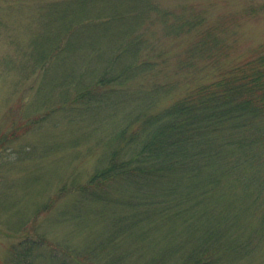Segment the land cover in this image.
<instances>
[{"label": "trees", "instance_id": "obj_1", "mask_svg": "<svg viewBox=\"0 0 264 264\" xmlns=\"http://www.w3.org/2000/svg\"><path fill=\"white\" fill-rule=\"evenodd\" d=\"M59 1H52L49 10ZM100 4L96 10L79 4L81 10L71 12L73 25L50 49H34L33 35L41 33H30L28 63L17 71L23 78H37L30 87L34 97L9 107L10 125L0 131V210L13 186L27 190L22 195L19 190L17 201L11 197L9 204L16 209L9 214L20 211V216L7 229L26 234L0 264H264V46L179 94L178 83L143 84L157 75L153 68L159 64L151 52H141L156 49L143 36L147 16L155 10L164 35L177 40L198 32L186 49L193 56L216 47L209 57L219 60L223 48L216 24L204 23L201 13L163 9L156 0H144L141 20L111 40L113 46L118 42L113 51L92 53L96 61L86 52L82 60L72 51L81 64L71 68L66 58L67 71L50 83L56 89L40 98L39 87L53 59L75 39L70 37L73 27L83 31L112 19L108 11L114 9ZM115 11L121 16L131 8ZM251 11L264 12V6ZM166 95L172 96L166 100ZM97 110L108 111L105 125L95 123L92 113ZM56 114L69 120L62 125L67 128L62 143L47 136ZM29 133L41 139L33 142ZM91 143L101 150L85 181L71 175V163L62 178L52 170L61 161L64 167L68 158L57 155L68 146ZM11 149L19 158L7 160L4 153ZM23 155L40 159L13 179ZM40 193L45 194L41 201ZM53 211L58 214L48 224L62 226L64 243L53 241L52 228L40 219ZM90 214L99 219L93 220L98 233L71 221L82 215L88 220ZM160 228L163 233L153 232ZM71 237L79 241L72 243ZM143 237L154 244L148 253L136 244Z\"/></svg>", "mask_w": 264, "mask_h": 264}, {"label": "rangeland", "instance_id": "obj_2", "mask_svg": "<svg viewBox=\"0 0 264 264\" xmlns=\"http://www.w3.org/2000/svg\"><path fill=\"white\" fill-rule=\"evenodd\" d=\"M52 1L56 0H0V131L8 129L10 125L9 118L7 117L8 108L16 106V103L25 102L33 99L35 90H31V86H35L37 78L32 76H26L23 78L21 74L17 71L19 65L28 63L26 51L28 49L29 39L31 37V31H39L40 36L33 35V40L31 46L34 49H48L51 47V43L54 45L62 36L63 30L67 27L73 25L74 15L71 13L73 10H81V5L83 6H96L97 3H102L100 5H108L114 11L109 10L108 13L111 15L112 19L104 24V26H99L97 24L87 25V29L79 30L73 27L70 31V37L75 38L74 40H79L78 45L74 44V40L69 41V49H65V53L57 54L54 61H52L49 69L43 77L39 91L40 98L51 94L53 89H56L55 84H50L55 82V79L58 77L60 71H67L65 66V60L68 58L71 63V68H77L81 61L84 59L82 54L86 52L85 56L90 59L97 58L92 57L91 54L97 53H109L113 51L118 42L113 46L114 42L120 37L129 32V29L132 25H136L137 22L141 20L143 16V10L145 7L143 5L144 0H60L55 3L57 6L49 10V6ZM72 1V2H70ZM158 4L164 9H174L180 11L191 9L192 12L201 13L203 16L204 23H213L216 24L217 32L222 36L220 38L223 42L220 45H223L222 53L219 54L220 59L216 60L214 56L209 57L210 54L215 55L217 53L214 49H211L209 52L203 54H196L193 56L190 51L186 49L191 45V41L197 39V33L192 36H186L180 39H172V36L164 35V30L161 24H158V16L155 14L158 10L151 12L147 16V22L145 28L146 33L143 35L147 39H150V43L154 42L156 49H144L141 52H151L149 56L153 59L155 58L159 64L155 66L153 71L157 75L149 76L148 81H144L143 84L149 85L153 82H162V83H178L179 88L176 93L183 92L187 89L188 86L197 83L208 81L212 79L220 68L230 67L252 55L258 47L261 45L264 46V12H252L251 8H259L261 5L264 6V0H156ZM81 4V5H79ZM142 8H141V7ZM101 8L96 6V8ZM131 8L126 14L117 15L115 10H125ZM91 22L95 23L91 18ZM106 30H104V29ZM144 31V30H143ZM194 33V32H193ZM72 34H77L76 36ZM201 35V34H200ZM88 42H85V40ZM114 42H112V41ZM153 45V46H154ZM219 45V46H220ZM215 45H211L213 47ZM218 46V47H219ZM112 47V48H111ZM132 46H129V49ZM50 49V48H49ZM72 51L77 53L79 57H82L81 61L70 55ZM96 56L95 54H93ZM126 54L125 56H127ZM146 55V53H145ZM159 55V56H158ZM124 56V57H125ZM156 56V57H155ZM91 64L92 61H89ZM183 64V65H182ZM70 70V69H69ZM68 70V71H69ZM55 76H57L55 78ZM55 78V79H54ZM54 79V80H53ZM36 80V82H34ZM29 89V90H28ZM35 89V88H34ZM169 94V93H168ZM167 94V95H168ZM166 95V96H167ZM172 96V95H170ZM167 96L165 99L169 100ZM25 105H21V108H24ZM108 111L100 110L92 113V116L96 121H100L101 124L105 125L109 121L107 115ZM69 120L62 116L61 114H56L53 116L52 120L49 122L47 127V136L55 137L58 139V143H62L61 136L63 135L64 130H67L66 125ZM29 136L32 133L28 134ZM31 140L36 142L37 139H41V135H32ZM61 138V140H60ZM45 138L44 140H46ZM29 141L28 139L22 140L21 145H25ZM64 144V142H63ZM66 144V143H65ZM64 144V145H65ZM53 142L50 146H53ZM92 147L93 144L91 143ZM91 145L83 146H68L60 156L67 157L66 164L61 161L60 164L56 163L52 170H56V175L60 178L63 177V171L67 164H70V170L74 167L71 175L77 174L80 176L81 181H85L87 176L91 173L94 162L97 156L100 153V147L89 148ZM87 147L90 149L89 154L85 156ZM28 150V147H26ZM11 150L5 152L7 160L19 158V156ZM31 151V150H29ZM93 152V153H92ZM76 153L77 156H76ZM92 153V154H91ZM27 155H23V160L17 163L15 166H19L18 169H13L14 176L16 174L22 175L26 166H31L34 161H38L40 157H34L27 159ZM85 156V157H84ZM9 157V158H8ZM43 159V158H42ZM15 162V161H14ZM40 164L43 161H39ZM38 163V162H37ZM58 166V167H56ZM44 168H49L44 166ZM46 172H49L47 169H44ZM12 172V171H11ZM52 172V171H51ZM11 173L9 176H11ZM65 175V174H64ZM66 176V175H65ZM61 177V178H62ZM22 178V177H21ZM24 179V178H23ZM20 182H24L20 180ZM17 186V184L15 185ZM40 185L39 187H41ZM20 186L9 189V196L7 200V206L4 210H0V260L3 261L5 256L9 251L10 246L22 238L26 233L24 232H12L7 231L8 227L13 225L14 221L17 220L18 213L16 211L9 214L10 210L14 207L11 206V197L13 196L17 201ZM11 192V193H10ZM32 194H34V189H32ZM27 193V190H20V195ZM16 194V195H15ZM28 196V195H27ZM41 197H45L44 193L38 195V200H42ZM31 199H27V201ZM26 201V200H25ZM24 201V202H25ZM31 203V202H30ZM24 206L28 205L25 203H20ZM16 209V208H14ZM57 212L53 211L46 217L40 216L42 224H47L52 228L54 222L52 221L50 225L48 221L50 220L52 214ZM58 214V213H57ZM42 215V214H41ZM20 216V214L18 215ZM6 219H10L9 223H5ZM99 219L95 216L93 217L90 214L89 219L87 220L85 215H82L79 218L72 219L71 221L79 226H84V231H91L95 233V223ZM40 221V222H41ZM10 225V226H9ZM15 229V226H13ZM11 230V229H9ZM163 228L156 229L153 232L163 233ZM51 237H54L52 240L55 241L59 239L62 243L66 242V235L62 226H53ZM97 231L96 233H98ZM30 234V233H29ZM73 238V239H71ZM72 243L79 241L77 237H71ZM63 239V240H61ZM68 239V238H67ZM146 237L137 241L138 246H142V251L148 253L154 244L150 243L148 240H145ZM50 263V262H49ZM52 264V263H50Z\"/></svg>", "mask_w": 264, "mask_h": 264}]
</instances>
